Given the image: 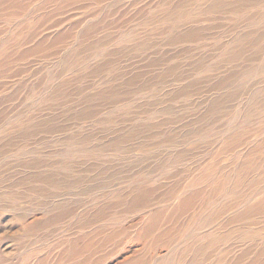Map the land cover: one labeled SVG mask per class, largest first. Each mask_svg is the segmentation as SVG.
<instances>
[{"label": "rangeland", "instance_id": "obj_1", "mask_svg": "<svg viewBox=\"0 0 264 264\" xmlns=\"http://www.w3.org/2000/svg\"><path fill=\"white\" fill-rule=\"evenodd\" d=\"M11 1L0 0V264H170L155 259L164 242L133 263L137 236L185 189L264 201V0H20L17 16ZM141 191L154 209L131 205ZM201 203L165 226L169 245L195 236L197 264H264L263 208L211 220L206 201L190 218ZM83 239L92 248L70 260Z\"/></svg>", "mask_w": 264, "mask_h": 264}, {"label": "bare ground", "instance_id": "obj_2", "mask_svg": "<svg viewBox=\"0 0 264 264\" xmlns=\"http://www.w3.org/2000/svg\"><path fill=\"white\" fill-rule=\"evenodd\" d=\"M11 2H15L13 9L17 8L13 12V16L19 15L20 14L19 12L21 11L20 9L24 7L22 1L17 0V1H11ZM89 31H90V29L85 32V34L81 37V39H84ZM44 45H45V43H44ZM41 47H43L42 44H39L36 49L38 50ZM36 49H34V50H36ZM5 63H8V62H6V61L0 62V73H2V67ZM235 141L236 140H234V142ZM232 148H233V152H236V153L240 152V149L237 150L238 147L232 146ZM251 151H252L251 149L248 151L246 149V151L244 153H242L245 156L243 157V155H242V157L243 158L246 157V159L249 158L252 155ZM241 165H243V166H240L241 171L238 172V179L235 182V185L237 187H240V188L242 186V177L246 173L245 170L248 171V169H252L255 167L253 165H252V168L250 166H247L248 165L247 161H245L244 164H241ZM234 166L237 168L239 165L235 164ZM213 189H214V191L212 193H214L218 189V183L213 186ZM187 192H188V190H187ZM147 193H148L147 191H141L139 194H137L132 199L131 205L135 208H139L140 210L153 208L155 206V204H153L152 206L148 204L147 198H146ZM205 193H206V191L204 192V190H201V191L186 195L187 193H186V189H185L184 192L178 194L175 197V202L177 201L176 204H174L173 206H171L169 208L155 210L152 213H150V216L147 218L146 223L145 224L143 223L144 226L142 227V231L138 232V236H137V239L142 243V247H143L140 250H138V252L142 253L141 254L142 257L141 256L138 257L135 255L133 258V263H138L139 261L146 260L149 256L150 252L153 251V249L157 248L158 247L157 245L159 243L164 242L165 243L164 247L172 246V248L170 247L171 250H169L168 253H165L166 255H158V257L155 258L156 261H161L163 259L166 261V259H168V260L170 259V261H171L170 264H197L198 256L201 255L203 257V255L205 254V251H206V248L202 244H199V241L197 240L198 238L197 237L195 238V236H193V238H191V236L188 235L189 236V237L187 236L188 238H186V236H185V238L182 239L181 241H178V239H177V241L175 243H172V245H169L174 240V238L172 237L173 233H172V230L170 228H176V227H169V229H168L167 227L165 228V226L168 225L172 221V218H175L176 222L179 221V219L180 220L183 219L185 216L188 215V213H190L193 210L194 206L198 202H202L200 204V208H199L200 211L198 209L196 212H194L190 216V218H195V217H197V215L201 216V212H203L206 208L204 206L206 201L209 202L208 204H211L213 206L212 207L213 210H210L211 220H213L215 217L230 215V214L235 212L234 211L235 209H237V210H239L241 208L243 209L245 206H246V208H244L242 213H240L237 216L239 219L244 218L246 216H249L251 214H254L258 210H261L262 208L264 209V201L263 200H261L259 202H255L257 200V197H259L260 195L257 197L255 195V196H251V197H247V198H245L244 196H239L237 198L227 200V199H225V197H222V194L216 195V197L214 198L212 193H209V196L205 197V199H204ZM105 210H107V207L102 209L101 211L104 213ZM104 215H106V213L99 215V218L96 221H98ZM95 216H98V214H96ZM185 223L187 224V222H185ZM182 225H183V223H182ZM189 228H190V226H189ZM192 228H193V226H192ZM197 236H199V233L197 234ZM112 238H113V235L111 237H108V239H110V241ZM89 240L90 239L81 240L82 241L81 245H80L81 241L75 242L70 247V249H68V251L66 252V255L68 256V258L70 257L71 258L70 260H74L75 258L78 259L80 256L89 252L90 249L92 248V244L89 242ZM168 240H170L171 242L169 243ZM178 248H181V249L178 250ZM191 256H193L192 259L190 261H188ZM202 257H199V258H202ZM85 261H86V259H85ZM57 262H59V261H57Z\"/></svg>", "mask_w": 264, "mask_h": 264}]
</instances>
